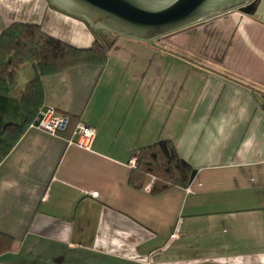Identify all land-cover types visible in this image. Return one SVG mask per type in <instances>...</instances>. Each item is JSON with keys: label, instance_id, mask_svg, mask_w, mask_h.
<instances>
[{"label": "crops", "instance_id": "obj_1", "mask_svg": "<svg viewBox=\"0 0 264 264\" xmlns=\"http://www.w3.org/2000/svg\"><path fill=\"white\" fill-rule=\"evenodd\" d=\"M14 22L76 47L89 22L50 0H0ZM107 60L42 77L43 107L73 116L60 135L29 124L0 161V264H264V0L183 31L141 40L98 29ZM36 68L0 93V134L25 122L21 98ZM41 110V109H40ZM82 120L90 148L70 144ZM174 142L196 170L159 193L130 183L133 154Z\"/></svg>", "mask_w": 264, "mask_h": 264}, {"label": "trees", "instance_id": "obj_2", "mask_svg": "<svg viewBox=\"0 0 264 264\" xmlns=\"http://www.w3.org/2000/svg\"><path fill=\"white\" fill-rule=\"evenodd\" d=\"M92 27L95 41L88 48L76 47L46 33L41 25L14 22L0 33V93L12 91L16 73L23 65L31 63L36 68L21 98L25 122L10 123L0 134V161L14 146L27 126L37 123L43 106L42 77L73 66L105 62L112 42L106 41ZM264 107V93L262 94ZM69 131L73 126V116ZM76 125V124H75ZM197 170L183 159L171 140H160L139 149L138 163L132 168L130 183L137 188H147L152 182L151 193H159L173 186H188ZM150 176L154 179L150 181ZM14 238L0 231V254L11 249Z\"/></svg>", "mask_w": 264, "mask_h": 264}, {"label": "water", "instance_id": "obj_3", "mask_svg": "<svg viewBox=\"0 0 264 264\" xmlns=\"http://www.w3.org/2000/svg\"><path fill=\"white\" fill-rule=\"evenodd\" d=\"M92 27L141 40L165 37L233 9L254 15L260 0H50Z\"/></svg>", "mask_w": 264, "mask_h": 264}, {"label": "built area", "instance_id": "obj_4", "mask_svg": "<svg viewBox=\"0 0 264 264\" xmlns=\"http://www.w3.org/2000/svg\"><path fill=\"white\" fill-rule=\"evenodd\" d=\"M71 118L68 114L60 113L53 106H45L40 110L37 125L52 134H62L70 126ZM97 129L88 123L79 120L73 130V135L68 139L70 144H79L86 148H90L95 139ZM139 150H137L131 160L130 164L135 167L138 163ZM154 179V177H153ZM152 182L148 183L147 189H151Z\"/></svg>", "mask_w": 264, "mask_h": 264}, {"label": "rangeland", "instance_id": "obj_5", "mask_svg": "<svg viewBox=\"0 0 264 264\" xmlns=\"http://www.w3.org/2000/svg\"><path fill=\"white\" fill-rule=\"evenodd\" d=\"M108 31H110V30H108ZM110 32H112V31H110ZM153 179V176H150V181Z\"/></svg>", "mask_w": 264, "mask_h": 264}]
</instances>
